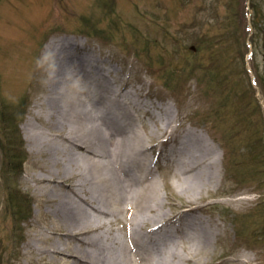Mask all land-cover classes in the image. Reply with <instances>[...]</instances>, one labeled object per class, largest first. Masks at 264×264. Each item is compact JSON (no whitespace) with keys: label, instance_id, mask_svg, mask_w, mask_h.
Returning <instances> with one entry per match:
<instances>
[{"label":"rangeland","instance_id":"374dc122","mask_svg":"<svg viewBox=\"0 0 264 264\" xmlns=\"http://www.w3.org/2000/svg\"><path fill=\"white\" fill-rule=\"evenodd\" d=\"M255 1L256 10L252 0H0V117L3 109L19 117L27 159L16 184L25 195L19 200L30 202L22 241L15 245L0 149V264H9L12 247L13 264L72 263L66 255L41 253L51 247L52 235L65 251L71 243L53 233L62 222L34 179L43 173L35 164L40 155L24 129L27 120L45 128L33 116L49 87L47 45L62 35L87 39L115 68L116 86L143 85L151 102L173 106L181 130L202 129L217 145L218 174L193 194L180 191L164 153L147 144L164 209L198 204L189 218L218 226L204 264H264V158L258 157L264 151V88L256 74L264 68V47L257 37L260 47L253 53L251 41L254 15L264 19V0ZM226 15L234 16L227 25ZM141 113L152 126L148 112ZM227 142L234 144L232 157ZM114 228L122 238L121 225Z\"/></svg>","mask_w":264,"mask_h":264},{"label":"bare ground","instance_id":"6f19581e","mask_svg":"<svg viewBox=\"0 0 264 264\" xmlns=\"http://www.w3.org/2000/svg\"><path fill=\"white\" fill-rule=\"evenodd\" d=\"M82 40H50L49 87L33 116L46 125L24 123L31 150L44 159L38 157L43 173L34 179L62 222L53 233L71 243L65 251L52 235L51 247L41 253L66 255L71 264H204L218 226L189 218L198 204L164 209L147 144H161L159 154L170 163L180 191L193 194L218 174L217 145L202 129L181 130L169 103L148 104L143 85L116 86L113 65L83 50ZM115 224L123 228L122 238L111 229Z\"/></svg>","mask_w":264,"mask_h":264},{"label":"trees","instance_id":"16d2710c","mask_svg":"<svg viewBox=\"0 0 264 264\" xmlns=\"http://www.w3.org/2000/svg\"><path fill=\"white\" fill-rule=\"evenodd\" d=\"M255 2H256L255 0H252L251 5L253 9L255 8L256 10ZM256 15H254L253 18V24L255 30L251 38L254 46V53H256L257 48L260 47V45L256 43L257 37L263 41L262 45L264 47V19H259L257 18ZM233 17L234 16H230V15L225 16L226 25ZM211 44L216 45L215 42ZM259 66L260 65H258L257 67L259 68ZM256 71H257L256 74L259 75V82L261 86L264 88V68L263 71H259V70ZM19 123H20L19 117H14V115H12L11 112H8L4 109L2 110L0 117V127H2L3 129L0 128V135L2 139V142H0V149L3 155V165L1 169H3L2 175L5 176V180H6L4 181V183L5 185L7 184V187L5 186L6 189H8L6 191L7 198L9 200L10 206L12 207V214H14L13 220L15 224L12 225L11 240H13L12 242L15 245H18L19 242L22 241L21 232H23V229L21 224L27 219L28 216L27 217L24 216H26L30 208V202L27 201L21 202L19 200L20 197L24 198L25 195L18 188L17 186L18 184H16L17 176L21 174L23 165L27 159L26 149L24 148V142L22 140L21 132L19 129ZM225 147L226 149H230V150L232 148L233 151V152L231 151V157H232L234 155V144L230 146L229 142H227ZM258 150L261 151V148H255L252 150V152H258ZM258 154H259L258 157L264 158V151L262 153L259 152ZM241 164L243 166L242 171L247 170L245 165L243 163ZM14 252H15L14 248L12 247L9 252V254L11 255L8 256L9 264H13ZM2 260H3V254L0 253V263H2Z\"/></svg>","mask_w":264,"mask_h":264}]
</instances>
